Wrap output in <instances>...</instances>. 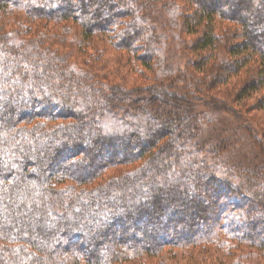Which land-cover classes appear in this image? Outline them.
Segmentation results:
<instances>
[{"label": "trees", "instance_id": "1", "mask_svg": "<svg viewBox=\"0 0 264 264\" xmlns=\"http://www.w3.org/2000/svg\"><path fill=\"white\" fill-rule=\"evenodd\" d=\"M252 104L264 0H0V264H264V133L201 127Z\"/></svg>", "mask_w": 264, "mask_h": 264}, {"label": "rangeland", "instance_id": "2", "mask_svg": "<svg viewBox=\"0 0 264 264\" xmlns=\"http://www.w3.org/2000/svg\"><path fill=\"white\" fill-rule=\"evenodd\" d=\"M156 30L160 33H164L165 34V30H164V27L163 25H160V24H156ZM55 29H58V27L56 26ZM167 43L169 44L166 48V53H165V57L166 59H168V66L170 64H172V60H173V56L174 55H180L181 56V61H180V64H181V68L183 69L184 66L186 65L187 61L185 60V56L184 55H181L182 53V50L181 49H177L176 50V47L175 45L171 44V40L170 38H168L167 40ZM124 55V54H123ZM108 56H110V54H104V57L103 59H106L108 58ZM120 57V61L118 62H115L112 63L109 67V72H110V77L106 80V83H110L111 81H117V82H124L125 84H127L128 86H132V84H134V81H137V84H140V85H144L145 88L147 87H154L156 85V80L157 78L155 77V73H149L147 70H142L140 76H138L137 72H136V67L134 66V64L132 63V59H133V56H130L129 58V64H128V68L126 66L127 63L123 62L126 61V59L123 58L122 60V57ZM196 71V70H195ZM197 72V71H196ZM179 75L173 77L172 79H168V81H158V85L160 84V82L162 83H165V84H168V85H172V89L174 90V93L177 94V97H181L183 94H185V91L183 90V85L182 83H179L177 81V79H179ZM105 82V81H104ZM233 81H230L229 83V86L224 88L223 92H225L226 90H228V92H231L232 91V87H234V84H232ZM222 88V87H220ZM182 89V90H181ZM219 91H216V97H222V94H219L218 93ZM147 95V93H146ZM229 96H230V93H229ZM228 96V97H229ZM176 99L177 97L174 96ZM226 97V98H228ZM196 98V101L193 102L191 104V108L193 109L192 110V116H195L197 115V112H202L204 110L208 111L210 110L209 109V106L208 105H204V104H201L200 102V98L199 97H195ZM194 98V99H195ZM176 99H172V97H167V99H165L166 101H164V103L168 104L170 107L172 105L175 104L176 102ZM157 103V101H156ZM160 103V101L158 102V104ZM181 104L183 105V107H186L187 104H185L184 101H179L178 104ZM182 107V108H183ZM247 109L248 112L246 113V119L247 121H242L245 126H240L241 122L236 120V118L231 115L230 113H227V111L225 110V112H218L215 116L212 117V120L211 122H207V121H203V125H201V127L203 128V134L207 133L210 135V133L212 131H215L216 130V127H222V125L226 127H231L232 129L236 130V129H239L238 133L237 134H240V138L242 139H239V143L237 145V150H236V153L238 151V153L240 152V154L243 152V158H240L239 157V161H245L246 158H249L252 160L257 162V163H260L261 162V159H263V157H259L257 154H256V148L253 147V142L252 140L254 139V133H264V110H260V109H255L253 104L250 105ZM210 120V119H209ZM239 125V127H238ZM241 127V128H240ZM228 131H230V128L228 129ZM206 135V134H205ZM250 149V153H248L247 151ZM239 156V155H238ZM256 156V157H255ZM258 166L260 164H257ZM142 230V229H140ZM139 232V231H138ZM141 232V231H140ZM250 251L252 250V248H249V247H244V249L242 251ZM218 253H220L219 251H217ZM183 264V263H181Z\"/></svg>", "mask_w": 264, "mask_h": 264}]
</instances>
